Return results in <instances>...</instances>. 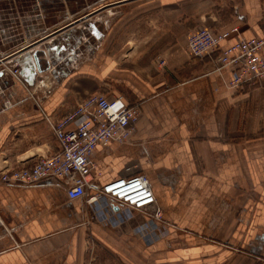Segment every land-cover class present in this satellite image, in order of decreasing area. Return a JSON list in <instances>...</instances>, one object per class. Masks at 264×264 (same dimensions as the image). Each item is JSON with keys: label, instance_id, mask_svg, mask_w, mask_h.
I'll return each instance as SVG.
<instances>
[{"label": "crops", "instance_id": "crops-1", "mask_svg": "<svg viewBox=\"0 0 264 264\" xmlns=\"http://www.w3.org/2000/svg\"><path fill=\"white\" fill-rule=\"evenodd\" d=\"M235 25L261 35L264 0H0L1 68L61 37L82 41L54 74L34 76L32 58L20 77L2 69L0 170L57 150L45 113L62 116L93 93L123 95L142 114L128 142L96 149L90 178L145 174L169 224L161 240L137 239L92 218L63 180L0 183V264H76L87 231L133 260L264 264V82L231 90L234 66L187 51L188 30Z\"/></svg>", "mask_w": 264, "mask_h": 264}, {"label": "built area", "instance_id": "built-area-1", "mask_svg": "<svg viewBox=\"0 0 264 264\" xmlns=\"http://www.w3.org/2000/svg\"><path fill=\"white\" fill-rule=\"evenodd\" d=\"M231 37L235 38L233 42L221 45ZM187 51L194 58L214 55L218 68L234 66L229 88L264 81V31L259 36L245 37L236 25L219 30L200 26L188 33ZM159 64L166 66V60ZM12 73L20 77L18 67ZM141 114L140 106L129 103L123 95L108 96L104 92L88 95L62 116L45 113L44 119L57 139V150L32 163L5 167L0 170V183L37 185L63 180L67 197L83 199L92 211L91 217L104 226L125 229L134 223L133 230L140 236L161 235L159 223L164 212L145 174L115 178L102 185L90 178L96 149L113 141L128 142Z\"/></svg>", "mask_w": 264, "mask_h": 264}, {"label": "rangeland", "instance_id": "rangeland-1", "mask_svg": "<svg viewBox=\"0 0 264 264\" xmlns=\"http://www.w3.org/2000/svg\"><path fill=\"white\" fill-rule=\"evenodd\" d=\"M188 1H196V0H188ZM193 3H196V2H193ZM173 12L175 13L176 11H173ZM194 29H197V27L187 31L186 38L188 37V33ZM81 45L82 44H80L79 46H81ZM74 50H73V52L68 54L67 57L75 55ZM6 65L7 66H3L4 71L12 73V70L14 68H10L8 66V63ZM59 65L60 64H58L56 69L59 67ZM257 85H260V83L250 84V87H255ZM244 88L245 87H243V88L242 87L230 88V89L234 90V91H240V90H243ZM163 221H164V219H163ZM168 226H169V224L166 221H164L163 226H162V230H165L166 228L168 229ZM133 227H134V223H130L129 225H127L124 229L125 233L126 234L131 233L137 239H145L146 238V237L138 235V233H136L135 230H133ZM157 236H159V237H157ZM166 236H167L166 234L161 233V235L153 234L152 236H149V237H151L153 240H161V239L165 238ZM158 256H160V257H158ZM143 258L144 257L141 256L140 253L138 254V257L134 260L129 256V254L126 255V254L122 253V255L121 254L119 255L118 253H115V252L109 250L103 243L99 242V240L92 233H90V231H87L86 234L84 235V238H83V250L81 251L79 262L76 264H171V262H173V264H178L175 261L178 260L179 257H168V256L163 257L161 255L155 254L153 257L150 255L148 260H145V258L144 259ZM130 260H132V263L130 262ZM194 263H197V260H193L190 258L186 259V264H194ZM256 264H262V263H256Z\"/></svg>", "mask_w": 264, "mask_h": 264}, {"label": "water", "instance_id": "water-1", "mask_svg": "<svg viewBox=\"0 0 264 264\" xmlns=\"http://www.w3.org/2000/svg\"><path fill=\"white\" fill-rule=\"evenodd\" d=\"M81 20H79L77 23H72L66 27H64V29H60L61 31H57L59 32H64L67 30H70L71 28H73V26H75L76 24L80 23ZM57 32L55 34H57ZM62 43V44H61ZM80 44H82V41L80 39H77L74 42H68L66 37H61L60 39H58V41L55 42V45L50 47V46H44L43 50H38V51H33L32 53H29L27 56H23L20 57V59H18L17 61L8 64V66L10 68H15L16 66H21L23 69L20 70L19 76L23 75V72L27 69V58H32V71H33V75L37 76L38 73H43V72H50L51 74H54L55 71L53 72L51 70V66L54 68H56L58 66V64H61V66H63V64H66L70 59H68L67 55L70 54L71 52H73V50L75 48H77ZM36 46V45H34ZM34 46H30L27 47V49H24L22 52L24 53H28L31 52L29 50H31ZM51 48L54 52V54L51 51ZM47 53L49 60L48 61H41L40 58L44 57L45 54ZM17 55V54H16ZM1 64V62H0ZM1 68V67H0ZM59 68V67H58ZM3 68L0 69V78H2L4 76V72L2 70ZM38 81L42 80V79H37ZM37 82V81H36ZM35 84V80L30 83L31 87L30 89L33 88V85Z\"/></svg>", "mask_w": 264, "mask_h": 264}]
</instances>
